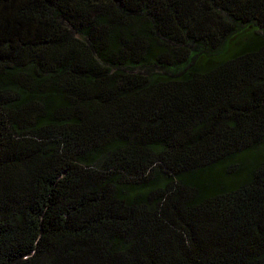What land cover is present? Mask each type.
<instances>
[{
    "label": "trees",
    "instance_id": "trees-1",
    "mask_svg": "<svg viewBox=\"0 0 264 264\" xmlns=\"http://www.w3.org/2000/svg\"><path fill=\"white\" fill-rule=\"evenodd\" d=\"M0 264H264V0H0Z\"/></svg>",
    "mask_w": 264,
    "mask_h": 264
}]
</instances>
